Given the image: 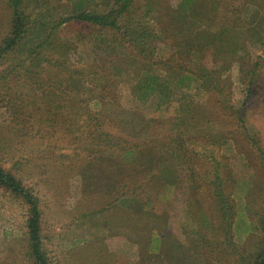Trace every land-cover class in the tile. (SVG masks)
I'll return each mask as SVG.
<instances>
[{"label":"rangeland","instance_id":"obj_1","mask_svg":"<svg viewBox=\"0 0 264 264\" xmlns=\"http://www.w3.org/2000/svg\"><path fill=\"white\" fill-rule=\"evenodd\" d=\"M120 1L0 0V166L25 190L0 185V264H34L30 198L49 264H247L264 243V0L74 18ZM146 71L171 103L139 104ZM123 141L142 166L118 162ZM218 188L257 228L236 245Z\"/></svg>","mask_w":264,"mask_h":264},{"label":"trees","instance_id":"obj_2","mask_svg":"<svg viewBox=\"0 0 264 264\" xmlns=\"http://www.w3.org/2000/svg\"><path fill=\"white\" fill-rule=\"evenodd\" d=\"M188 3L190 0H186ZM129 0H121L117 6L116 10H112L107 15H93V14H76L74 18L80 19L85 22L94 23L97 25L104 26L105 28L119 29L117 18L119 14L125 12L128 9ZM18 4L16 3V8ZM182 8H185L183 4ZM180 8V10L182 9ZM24 25L21 21L15 26V38L21 36L22 29ZM154 75V76H153ZM152 79V82L150 81ZM136 98L140 105H146L147 93H151L155 96L154 102L158 104V101L162 99L161 105L171 103L174 100L175 91L170 92L169 84L160 75L146 71L143 73L137 87L135 88ZM102 141L101 143H103ZM114 148H119V163L120 164H132L135 166H142L143 160L142 155L136 153L133 148L129 147L128 142H122L118 146L114 144ZM0 185L4 188L11 189L13 192H22L25 190L0 166ZM179 186L178 184L171 183L168 187ZM220 189H217L218 199H219V209L221 213V219L228 229L230 235L231 230L234 228V236L230 235L229 244L236 245L237 242H233L238 239L249 238L256 232V227L252 222L241 223L242 220L238 215V211L235 209V204L233 201H229L226 197L219 193ZM231 202V203H230ZM30 203L32 205V217L28 223L29 236L31 240V251L34 257V264H49L44 253L41 250L40 236H39V225H40V214L37 204L30 198ZM237 236V239L234 238ZM239 241V240H238ZM247 264H264V243L259 247L258 252L255 256L247 260Z\"/></svg>","mask_w":264,"mask_h":264}]
</instances>
